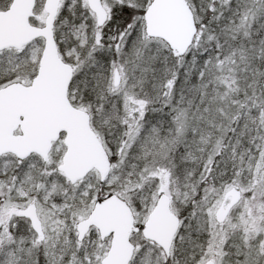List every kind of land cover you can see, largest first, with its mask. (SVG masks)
Returning a JSON list of instances; mask_svg holds the SVG:
<instances>
[{
	"label": "snow or ice",
	"instance_id": "1",
	"mask_svg": "<svg viewBox=\"0 0 264 264\" xmlns=\"http://www.w3.org/2000/svg\"><path fill=\"white\" fill-rule=\"evenodd\" d=\"M0 264H264V0H0Z\"/></svg>",
	"mask_w": 264,
	"mask_h": 264
}]
</instances>
